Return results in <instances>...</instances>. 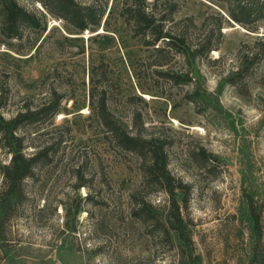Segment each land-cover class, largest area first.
I'll list each match as a JSON object with an SVG mask.
<instances>
[{"label": "rangeland", "instance_id": "1", "mask_svg": "<svg viewBox=\"0 0 264 264\" xmlns=\"http://www.w3.org/2000/svg\"><path fill=\"white\" fill-rule=\"evenodd\" d=\"M80 1L109 7L121 0ZM146 3L157 17H191L190 38L214 24L216 11L222 13L208 0ZM113 15L109 44L87 40V32L81 40L62 41L61 23L48 16L47 27L55 29L37 52H23L18 66L0 54V70L14 77L16 99H38L50 83L73 89L75 104L82 106L62 100L68 113L29 127L35 144H52V160L23 180L22 199L0 227V264H264V19L252 31L224 23L218 49L187 61L145 47ZM90 59L93 65L105 60L111 71L113 112L124 119L138 112L144 133L165 142L172 184L181 182L187 199L182 207L181 192L174 191L179 229L172 227L176 217L168 196L156 184L141 185L135 155L112 150L86 118ZM160 60L166 65H153ZM165 66L186 71L189 80L168 81L155 71ZM198 147L215 156L208 169L190 158Z\"/></svg>", "mask_w": 264, "mask_h": 264}, {"label": "trees", "instance_id": "2", "mask_svg": "<svg viewBox=\"0 0 264 264\" xmlns=\"http://www.w3.org/2000/svg\"><path fill=\"white\" fill-rule=\"evenodd\" d=\"M37 3L38 8L25 7L20 0H0V45L5 51L0 54L18 66L17 60L23 52H37L50 32L55 27H47L48 16L59 20L62 41L82 39L83 32L89 33L87 40H98L101 44L113 42V30L109 21L114 17L121 18L129 24L132 35L141 38L145 47L153 49L158 55L177 53L185 60L202 59L210 51L217 50L222 38L220 31L224 23L230 21L251 30L254 25L264 19V0H208L222 7V13L216 11V21L197 37H188L186 29L195 26L191 17L176 21L171 16L157 17L146 0H121L117 6L112 2L109 7L105 3L82 2L80 0H29ZM116 6L118 11L116 12ZM171 21L165 25V21ZM187 21L188 24L180 23ZM204 20V19H203ZM204 23V22H203ZM26 54V53H25ZM28 54V53H27ZM30 56V55H29ZM165 60L153 65L162 67ZM156 73L168 81L178 84L189 80L184 72H172L166 66L156 68ZM0 227L8 220L10 210L22 199L21 184L32 175L33 169L46 165L51 160L49 143L37 145L27 136L31 126L48 122L57 114L68 113L69 109L61 105L62 100L70 101L71 108L76 105L74 91L56 88L52 84L44 85V94L34 99L32 94L16 99L11 88V80L4 68L0 70ZM105 60H98L93 65L90 59L88 85L86 91L87 116L100 127L102 140L119 154H131L136 157V170L143 187L156 184L169 198L170 214L176 219L172 227L180 225V206L174 198V191L181 192L180 204L185 207L187 199L181 182L172 184L173 176L167 169L165 142L157 136L145 134L144 121L138 112H131L127 119L118 116L110 108V97L107 94L109 83L113 81ZM20 78L19 72L15 73ZM77 110V109H76ZM28 148L31 150L28 151ZM191 160L197 166L208 169L215 156L198 147L193 150ZM142 204L140 209H146ZM139 209V210H140ZM252 209V207H250ZM181 231L179 232V234ZM183 241L186 240L182 236Z\"/></svg>", "mask_w": 264, "mask_h": 264}]
</instances>
